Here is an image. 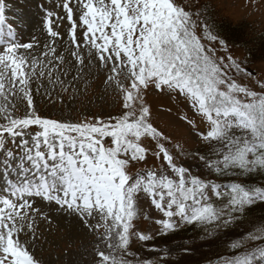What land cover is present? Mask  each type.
Masks as SVG:
<instances>
[{"label": "snow or ice", "instance_id": "snow-or-ice-1", "mask_svg": "<svg viewBox=\"0 0 264 264\" xmlns=\"http://www.w3.org/2000/svg\"><path fill=\"white\" fill-rule=\"evenodd\" d=\"M60 7L65 17L46 12L51 39L40 57H31L32 43L0 41V120L4 121L0 155L9 174L5 195L0 196V264H39L20 240L22 233L33 231V213L39 212L27 198L54 202L82 222L99 217L100 223L86 226L96 232L103 229L101 240L110 252H98L100 264H129L125 255H130L127 248L142 196L150 197L165 218L157 221L164 234L174 231L177 221L205 229L221 221L228 224L226 215L242 214L264 202V187L249 189L236 183L222 190L216 182L177 166L165 147L167 138L153 126L144 103L143 92L149 87L188 101L209 125L200 139L214 149L215 159H200L216 176L264 173V92L250 91L234 80L233 70H245L231 56L225 63L216 48L206 46L203 41L219 43L227 51L225 42L209 31L198 14L194 17L177 0H64ZM63 19L70 25L71 57L77 67L86 66L81 50L87 49L89 62L95 57L110 70L106 82L121 93V115L108 121L69 123L37 113L32 84L46 73L53 81V73L65 64L56 47L64 37L54 30ZM5 26L0 7V35ZM54 82L61 83L59 75ZM259 87L264 90V84ZM17 99L26 101L23 118L13 114ZM33 127L38 131L30 132ZM148 140L158 146L152 154L157 160L163 157L175 178L155 170L136 177L129 174L133 164L148 160L144 145ZM9 141L19 155L7 147ZM213 196L226 199V206L217 207ZM138 239L151 237L141 234ZM248 240L264 241V231L249 234ZM231 249H243V254L226 259L225 264H264V243L247 248L238 240Z\"/></svg>", "mask_w": 264, "mask_h": 264}, {"label": "rangeland", "instance_id": "rangeland-1", "mask_svg": "<svg viewBox=\"0 0 264 264\" xmlns=\"http://www.w3.org/2000/svg\"><path fill=\"white\" fill-rule=\"evenodd\" d=\"M63 2L64 0H0V7L4 8L6 18V26L0 35V41L4 44L32 43L34 48L31 50V57H40L51 39L46 31V12H51L54 17H65L66 13L60 7ZM177 2L192 12L194 17L198 14L199 19L208 24L209 31L214 35L216 34L210 26L216 20L233 24L248 23L250 28L247 34L264 33V0H177ZM211 14L213 19L209 17ZM54 30L64 37L63 40L56 41V47L57 55L64 56L65 64L59 66L58 73H53V81L47 79L46 73L45 78H38L32 84L33 102L37 113L43 118L69 123L108 121L111 117L121 115L123 111L121 93L114 85L106 82L110 70L102 67L95 57L89 62L87 49L81 50V54L85 55L86 64L81 70L71 57L73 49L70 46V25L67 20L57 21ZM197 33L203 36L199 28ZM77 36L82 41L83 33L79 29ZM218 40L222 39L218 37ZM203 42L208 47L216 48L217 56L224 58L225 63L228 62V56H231L244 70L250 67L255 75L246 71L236 73L234 70L230 74L237 83L250 91L264 92L259 87L260 84H264V61H254L249 65L243 63L249 51V48L244 47L245 40H242L241 46L225 42L227 51L221 50L219 43ZM57 75L60 76L61 83L54 82ZM121 80L126 83L123 77ZM143 96L145 105L150 108L151 122L167 138L164 142L165 147L174 156V163L177 166L190 169L193 176L216 182L222 190L231 189L230 181H237L249 189L264 187V173L261 172L236 176H216L210 172L200 159L201 156L215 159L212 155L214 149L200 139V134L206 133L209 125L204 118L194 112L188 101L178 94L160 92L153 87L144 91ZM14 102L17 104L14 116L25 117L26 101L17 99ZM3 122L0 120V123ZM29 131L35 133L38 129L33 127ZM144 145L149 151L148 160L141 164H133L129 174L136 177L148 170H155L158 175L163 173L175 178L164 163L163 157L157 160L152 154L158 151L156 143L148 140ZM7 147L19 155L10 141ZM209 149L212 150L210 155L205 153ZM3 162L4 156L0 155L2 177L0 196L5 195L6 181L9 179ZM11 178L16 179L14 170ZM27 199L33 203L34 209H39V212L33 213V231L22 233L20 240L39 264H100L98 252L103 251L106 254L110 252L101 240L103 229L96 232L86 226L100 223L99 217L82 222L77 215L61 209L54 202H45L38 197ZM212 201L217 207H224L227 204L226 199L216 200L214 196ZM137 210L138 216L134 221L127 248L130 255H125L129 264H209L213 258L226 255L213 263L225 264L226 259L243 254V249H231L233 242L240 240L247 248H255L258 243H264L248 240L249 234L257 235L264 231V202H257L244 209L242 214L226 215L225 219L231 221L228 224L221 221L218 225L205 229L198 224L182 225L177 221L175 230L167 234L163 233L157 223L165 218L155 209L150 197L142 196L138 199ZM190 226L192 231L188 230L187 234L181 235L183 229ZM141 234L150 236L151 239L145 241L138 239Z\"/></svg>", "mask_w": 264, "mask_h": 264}, {"label": "trees", "instance_id": "trees-1", "mask_svg": "<svg viewBox=\"0 0 264 264\" xmlns=\"http://www.w3.org/2000/svg\"><path fill=\"white\" fill-rule=\"evenodd\" d=\"M213 19L212 14L209 16ZM209 21V20H207ZM210 28H212L215 34L226 43L241 46L242 40H245L244 47L249 48L247 51L248 56L243 60V63L251 64L254 61H264V33L258 35L257 33L251 32L247 34V30L250 28L248 23L233 24L228 21H213ZM243 44V43H242ZM245 49V48H244ZM210 152V153H209ZM211 149L205 153L210 155ZM231 186L238 183L237 181H230ZM254 189V187L252 188ZM192 231V226L183 229L181 235L187 234ZM226 255L217 256L213 258L209 264L215 263L216 260ZM218 264V263H216Z\"/></svg>", "mask_w": 264, "mask_h": 264}, {"label": "water", "instance_id": "water-1", "mask_svg": "<svg viewBox=\"0 0 264 264\" xmlns=\"http://www.w3.org/2000/svg\"><path fill=\"white\" fill-rule=\"evenodd\" d=\"M247 71L250 72L252 75H255V72L251 68H247Z\"/></svg>", "mask_w": 264, "mask_h": 264}]
</instances>
